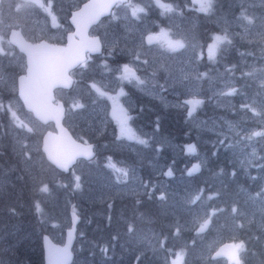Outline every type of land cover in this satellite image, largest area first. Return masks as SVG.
<instances>
[{"label":"rangeland","instance_id":"374dc122","mask_svg":"<svg viewBox=\"0 0 264 264\" xmlns=\"http://www.w3.org/2000/svg\"><path fill=\"white\" fill-rule=\"evenodd\" d=\"M21 2L3 0L0 6V34L5 37L3 46L9 53L0 56V90L11 93L5 103L7 110L11 104L12 111L33 129L28 132L26 128L19 127L8 110L9 133L23 166L36 182L35 197L43 205L52 206L45 222V227L50 226L48 232L51 237L63 243L65 229L70 226V206L65 211V200L71 194L60 189L64 181L73 186L82 206L83 199L99 202L155 191L166 206L188 213L189 220L183 227L191 229L194 238L200 240L197 244L192 242L199 264H234L231 258L233 249L225 257L213 259L211 254L224 242L234 244L241 241L244 243V250L239 252L242 264H264L262 250L253 252L255 245L248 236L256 227L260 232L258 238L263 235L261 240L264 243V169H261L264 167V137L247 139L252 131H264V0H213V7L208 12L200 11L193 0H162L172 5L174 10L171 12L157 6L155 0H131L145 9L138 14L139 18L133 17L130 9L116 8L115 16L112 13L94 25L91 34L101 37L102 52L91 54L84 66L73 72L77 81L71 89H58L56 94L67 106L65 123L77 138L96 141L99 154L89 163L81 161L67 178L56 182L43 178L49 168L40 153V136L47 128H54L35 119L18 98L17 77L25 71L26 60L17 47L8 45L6 41L10 30L19 27L32 41L64 39L65 32L72 29L67 10L77 6L79 0H51V12L56 16L59 27L53 26L51 16L43 9L22 8L17 11L16 5ZM242 13L252 17L254 23L248 25L242 19ZM212 16L215 27L208 24L201 34V20ZM161 30L173 41L183 40L185 47L170 51L162 36L149 44L147 37H155ZM225 32L231 43H222L210 53L213 37ZM124 65L134 69L144 83L139 84L134 78L121 79ZM93 83L108 95L100 96L91 87ZM246 85L247 90L244 89ZM233 88L236 90L233 94L225 95ZM121 89L124 95H118ZM134 94L151 97L165 107L181 109L190 128L197 131L198 141L208 145L217 139L224 147L227 144L238 167L231 173L236 175L239 171L246 184L257 181V187L247 188L243 181L233 178L236 199L225 207L216 205V199L220 198L217 190L227 186L225 174L214 180L218 185L215 184L208 196L200 188H193L185 178L179 176L180 180L174 166L158 159L157 152H147L148 146L156 151L166 146L175 154L190 155L193 166L205 163L207 157L197 152L198 141L192 137L181 146L152 128L135 125L143 105L137 102ZM109 96L116 97L115 103L131 117L128 125L135 135L147 142L150 140L151 144H141L136 139L121 136L120 124L113 116L114 100ZM191 99H199L203 103L189 116L192 106L185 101ZM75 103L83 107H73ZM245 105H251L262 114L255 115ZM190 145H195L194 152L188 150ZM118 169L125 170L127 175ZM169 170L171 175L167 174ZM76 177H79L78 182ZM44 185H47V192L40 191ZM79 205L75 206L78 213ZM233 208L237 209L235 213ZM206 218L210 223L201 231ZM240 224L244 226L238 227ZM251 224L256 226L249 227ZM147 232L143 234V244L151 248L160 245V234ZM78 248L81 249L82 245ZM252 253L260 254V260L254 261V256L249 257ZM182 256L181 251L173 253L166 263L182 264ZM72 264L89 263L84 257H78Z\"/></svg>","mask_w":264,"mask_h":264},{"label":"trees","instance_id":"16d2710c","mask_svg":"<svg viewBox=\"0 0 264 264\" xmlns=\"http://www.w3.org/2000/svg\"><path fill=\"white\" fill-rule=\"evenodd\" d=\"M211 18L201 20V34L206 25L215 27L214 17ZM244 89L247 90V85ZM10 95L7 90H0V104L3 105L0 108V264H44L42 237L44 233H49L50 226L45 227V222L52 206L43 205V202L36 199V182L23 166L14 147L9 133V112L5 106ZM134 96L143 105L139 115L135 114V125L152 128L181 146L191 137L198 141L197 131L190 128V123L181 109L165 107L158 100L144 95L141 97V94ZM49 124L48 127H51L52 123ZM149 141L147 143L151 144ZM197 146V152L208 159L198 165V170L194 169L190 155L175 154L166 146L160 151L148 146L146 151L157 152L158 159L174 166L175 174L180 180V177L185 178L193 188H200L205 196L218 185L214 180L225 174L227 186L217 190L220 196L216 199L217 206L229 207L236 199L234 179L243 181L247 188L257 187V181H248L246 184L245 177L239 171L236 175L231 173L233 168L238 167L227 144L229 149L215 139L208 145L198 141ZM40 153L49 168L43 177L46 181L56 182L57 179L69 176V173H63L51 165L42 151ZM98 154L99 152L96 157ZM60 189L70 191L71 194L69 198L66 196L65 211L69 206L75 208L80 204V197L68 181H64ZM82 202L83 206L79 205L81 221L78 225V237L74 244L75 258L84 257L89 264H169L166 261L172 258V254L181 251L184 258L182 264H199L192 242L197 244L200 240L194 238L191 229L183 227L189 220L188 213L166 206L157 196V192L113 197L99 202L83 199ZM147 231L160 234V245L151 248L143 244V234H147ZM262 236L260 235L257 242L251 241L255 245L253 252L262 250L264 259ZM79 245H82L81 249L78 248ZM251 256H254V261L260 260V254L252 253L249 257Z\"/></svg>","mask_w":264,"mask_h":264},{"label":"snow or ice","instance_id":"6c2138e0","mask_svg":"<svg viewBox=\"0 0 264 264\" xmlns=\"http://www.w3.org/2000/svg\"><path fill=\"white\" fill-rule=\"evenodd\" d=\"M155 3L166 12H171L174 10L171 4L164 3L162 2V0H155ZM193 3L198 4L199 10L204 12L210 11L213 7V0H193ZM2 4L3 0H0V6H2ZM113 7L130 9L131 15L137 18H139V13H143L145 11L143 7H140L139 4H133L131 0H90L89 3L84 4L83 8L73 15L72 22L77 26V32L74 34V36L78 37L79 39L76 41L75 45H73L71 43V41H73V36H69L68 40L70 41V43L68 48H56L45 42H41L39 44H29L24 41L22 37H20L18 32H11L10 38L6 41L7 44L10 46L16 45L22 52H25L27 54V64L25 65L27 75H21L19 77L20 96L23 98L25 104H27L32 110H34L36 112V115L41 119L58 120V113H60L62 109L54 108L50 103V89L57 81H63L66 84L70 83V78L67 76L68 69L76 63L84 65L86 63V57L84 55L85 52L99 50V41L97 39H88L86 36V30L87 27L94 23L100 15H102L106 11L111 10ZM22 8L43 9L51 16L53 26L59 27L56 16L51 12V0H48L47 3H45V0H22L21 3L16 5V10L19 11ZM113 16H115L114 13ZM242 19L246 20L248 25H252L254 23L252 17L244 15L243 13ZM0 23H2V21H0ZM5 27L10 28L11 26L6 25ZM161 36L165 38L166 45L170 51H176L185 47L183 40L178 39L173 41L168 38V34L163 30H161V33L155 37L149 35L147 37L148 43H153L154 40H158ZM4 43L5 37L4 35L0 34V56L9 54L8 52H6L3 46ZM222 43H231V40L226 32L223 35H215L213 37V43L209 45V52L212 53L213 50L217 49L218 46ZM137 59H139V56H137ZM145 63H147V61H145ZM122 72L123 75L121 76V79L134 78L139 84L144 83V81L141 80L140 77L136 76L135 70L130 68L128 65L123 66ZM249 75H251V73H249ZM0 79H2V75H0ZM91 87L95 89L100 96L108 95V93L103 91L102 88L98 87L95 83H93ZM235 91L236 90L233 88L230 92L225 93V95H231ZM118 95H124L123 89H121ZM109 99L114 100L113 116L120 124L121 136H127L128 139H136L141 144H147V141L137 137L128 125V120H130L131 117L127 115L122 106H119L115 103V100L117 98L109 96ZM185 103L192 106L191 110L188 113V115L191 116L192 113L196 110V107L202 104L203 101L199 99H191L185 101ZM2 107L3 105L0 104V108ZM73 107H83V105L75 103L73 104ZM244 107L250 108L255 115L262 114L260 112H257L256 109L251 105H245ZM8 110L11 112L14 121L18 122L19 127L26 128L28 132L33 131V129L29 127L24 121L20 120V117L17 116L15 111H12L11 104L8 105ZM252 137H264V131H252L247 139H251ZM90 150L91 146H88L87 149H82L76 154H90ZM188 150L190 152H194L195 145H190ZM25 155L26 157L28 156L27 153H25ZM49 158L58 167L64 168L65 170H67V166L71 162L70 157H66L64 153L56 150H49ZM198 167V165L194 166V169L198 170ZM118 171L123 172L124 175H127V172L123 169H118ZM167 174L171 175V170H169ZM189 174L191 175V172ZM76 180L78 182L79 177H76ZM76 187H80L79 183L76 184ZM40 191L47 192V185L41 187ZM196 199H199V197L197 196ZM236 211V208L232 209V212L235 213ZM214 214L215 213H213V215ZM209 223L210 219L206 218L201 225V231H203L204 227ZM243 226V224L238 225V227L241 228ZM228 247L233 249L231 258L233 259L234 264H242L239 258V252L244 250V243L241 241L240 243H234L232 245H229ZM219 254L220 253H217V255ZM69 255L70 254L68 252L67 246L63 249L50 248L49 264H64V261ZM173 264H175V262H173Z\"/></svg>","mask_w":264,"mask_h":264},{"label":"water","instance_id":"95a60500","mask_svg":"<svg viewBox=\"0 0 264 264\" xmlns=\"http://www.w3.org/2000/svg\"><path fill=\"white\" fill-rule=\"evenodd\" d=\"M90 0H86L84 3H82V5L72 11L71 15H70V22L74 25V31H71L67 34V40L65 44H61V43H53L50 42L48 40H40L37 42H33L28 40L21 28H12L10 30V33L8 35V38H10L11 32L12 31H16L19 33L20 37L23 38L24 41H26L29 44H39L41 42H45L49 45H52L56 48H68L70 41L68 40L69 36H73V41H71V43L73 45H75L76 41L79 39L78 37L74 36V34L77 32V26L72 22V18L73 15L79 11L80 9L83 8L84 4L89 3ZM112 9L109 11L104 12L102 15H100L98 17V19L92 23L90 26L87 27L86 30V36L88 39H97L99 41V50L98 51H89V52H85L84 55L87 58V53L90 54H96V53H100L102 52V43H101V39L98 35H91L90 34V30L91 28L96 25L98 22L101 21V19L103 17L108 16L111 13ZM15 47H17V49L22 52L20 50V48L16 45H14ZM25 56V60H26V64H27V54L25 52H22ZM79 65V63L73 64V66L71 68L68 69L67 72V76L70 78V83H65L63 81H57L56 83H54V85L51 87L50 89V95H51V101L50 103L52 104V106L54 108H60L62 109V111L60 113H58V120L57 119H41L39 116L36 115V112L34 110H32L27 104H25L23 98L20 96V92H19V77L21 75H27L26 69L24 72L20 73L17 77V95L19 97V99L21 100L24 108L31 112L32 115L34 116L35 119H37L40 123L43 124H49L52 123L54 129H47L45 130V132L42 134V138H41V151L43 152L46 160L52 164L55 168H57L58 170H60L63 173H69L71 171V168L78 162V160L80 159H85V160H91L96 156V150H95V143L94 142H85L82 140H79L71 131V129L65 124V117H66V109L67 106L65 104V102L62 99H57L55 90L57 88H65V89H69L73 86L74 83V77L71 75L70 71L77 67ZM51 134V135H49ZM79 146V147H77ZM88 146H91V150H90V154H85V155H81V154H76L78 152H80V150L82 149H87ZM49 150H56V151H60L62 153H64V155L66 157H70L71 158V162L68 164L67 166V170H65L64 168L58 167L55 163H53V161L49 158ZM70 226L67 227L65 229V237H64V242L63 243H59L56 242L49 233H44L43 237H42V244H43V251H44V264H49V249L50 248H59V249H63L67 246L68 248V252H69V256L67 257V259L64 261V264H72L74 262L75 259V251H74V244L77 238V230H78V224L81 221V217L80 215L77 213V211L72 207L70 209ZM229 245H232L231 242H224L222 243L217 250H215L212 253V258H218L221 256H227L228 254H231L232 252V248L228 247ZM217 253H220L219 255H217Z\"/></svg>","mask_w":264,"mask_h":264},{"label":"flooded vegetation","instance_id":"af4514ba","mask_svg":"<svg viewBox=\"0 0 264 264\" xmlns=\"http://www.w3.org/2000/svg\"><path fill=\"white\" fill-rule=\"evenodd\" d=\"M46 2H48V0H45ZM86 0H79V3L78 4H76L77 6H73L72 8H70V9H68L67 10V14L69 15L68 16V20H69V23L71 24V26H72V29H70V30H67L66 32H65V36H64V39H60V40H54V42L53 41H50V42H53V43H61V44H65L66 43V40H67V34L69 33V32H71V31H74V25L70 22V15H71V13H72V11H74V10H76V9H78L81 5H82V3H84ZM52 3H51V10H52ZM116 8L115 7H113V9H112V12H111V14L114 12V10H115ZM108 17V16H107ZM106 18V17H105ZM105 18H103L101 21H103ZM100 21V22H101ZM94 27V26H93ZM92 27V28H93ZM91 28V29H92ZM90 33H91V30H90ZM92 35V34H91ZM95 35H98V34H95ZM99 36V35H98ZM100 39H101V37H100ZM101 43H102V45H103V41H102V39H101ZM104 46V45H103ZM91 54H88L87 55V58H89V56H90ZM92 56V55H91ZM87 60V59H86ZM84 65H81V64H79L76 68H74L72 71H71V74L75 77V75L73 74V72L74 71H77V70H79V68H82Z\"/></svg>","mask_w":264,"mask_h":264},{"label":"bare ground","instance_id":"6f19581e","mask_svg":"<svg viewBox=\"0 0 264 264\" xmlns=\"http://www.w3.org/2000/svg\"><path fill=\"white\" fill-rule=\"evenodd\" d=\"M253 226H256L255 224H251L249 227H253ZM250 240H258V236H259V231H257V228L256 227H253L252 228V231L248 234Z\"/></svg>","mask_w":264,"mask_h":264}]
</instances>
